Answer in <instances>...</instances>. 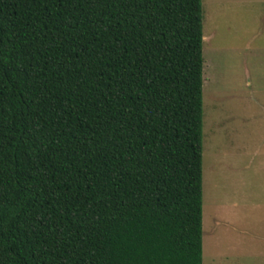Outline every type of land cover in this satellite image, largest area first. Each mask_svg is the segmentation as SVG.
I'll use <instances>...</instances> for the list:
<instances>
[{"label": "trees", "instance_id": "trees-1", "mask_svg": "<svg viewBox=\"0 0 264 264\" xmlns=\"http://www.w3.org/2000/svg\"><path fill=\"white\" fill-rule=\"evenodd\" d=\"M202 0H0V264H202Z\"/></svg>", "mask_w": 264, "mask_h": 264}, {"label": "rangeland", "instance_id": "rangeland-1", "mask_svg": "<svg viewBox=\"0 0 264 264\" xmlns=\"http://www.w3.org/2000/svg\"><path fill=\"white\" fill-rule=\"evenodd\" d=\"M202 264H264V0H202Z\"/></svg>", "mask_w": 264, "mask_h": 264}]
</instances>
